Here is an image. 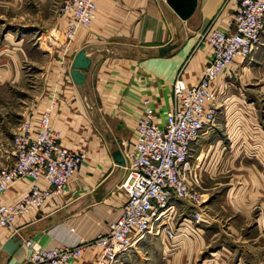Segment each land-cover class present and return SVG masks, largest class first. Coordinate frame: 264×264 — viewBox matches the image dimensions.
Wrapping results in <instances>:
<instances>
[{
	"label": "crops",
	"instance_id": "crops-1",
	"mask_svg": "<svg viewBox=\"0 0 264 264\" xmlns=\"http://www.w3.org/2000/svg\"><path fill=\"white\" fill-rule=\"evenodd\" d=\"M236 2L195 0L192 12L180 18L164 0H97L95 18L86 29L75 30L67 50L46 43L47 49L36 47L24 35L25 31L4 29L1 21L0 102H5L2 91L22 79L30 80L33 97L10 137L24 120L34 133L40 115L48 110L50 130L59 143L82 151L84 157L62 193L17 215L10 226H0V264H29V251L20 240L10 253L1 249L11 235L28 238L41 247L84 242L80 255L68 264H90L97 251L90 241L105 230L126 200L125 192L118 187L123 164L113 160L111 151L118 149L125 161V151L133 143V118L141 112L144 99L154 109V120L163 124L164 114L172 104L174 77L179 74L186 86L199 81L210 57L204 35L210 29H229ZM63 25L64 15L58 13L47 24L46 38L61 40ZM260 41L259 50L250 57L233 58L228 69L231 78L221 73L210 82L215 122L190 145L193 161L189 162L199 181L202 167L208 172L228 169L231 186L223 197L230 200L225 199L223 210L230 217L225 233L235 239L259 240L263 263L264 183L258 172H248L240 177L243 185L232 184V170L253 159L246 151L249 132H253L252 144L256 143L255 137L261 140L264 132L258 127L249 131L247 123L254 115L249 111L247 115L243 109L264 99V27ZM159 48H163L161 52ZM79 49L85 51L90 63L82 83L76 84L69 75V67ZM250 65L259 67L252 69V76L263 78L258 88L248 87ZM8 119L7 109L0 104V167L12 159L11 153H7ZM102 126L104 138L100 140L96 131ZM30 182L26 177L14 179L2 192L1 200H14ZM37 184L46 186L42 179ZM254 201L257 214L255 226L249 232L255 234L239 235L237 226L240 224L241 228L249 222ZM233 215L240 216L239 223ZM242 256L239 254L240 259ZM226 258L224 255L222 260Z\"/></svg>",
	"mask_w": 264,
	"mask_h": 264
},
{
	"label": "built area",
	"instance_id": "built-area-1",
	"mask_svg": "<svg viewBox=\"0 0 264 264\" xmlns=\"http://www.w3.org/2000/svg\"><path fill=\"white\" fill-rule=\"evenodd\" d=\"M97 0H63L59 13L64 15L62 39L50 37L47 45L69 49L76 29H86L96 14ZM229 29H210L204 41L210 57L199 81L186 86L177 74L171 83L172 104L164 114L163 124L154 120V109L142 101V110L133 119V143L125 151L123 177L118 185L126 200L118 215L108 221L103 232L91 241L97 251L90 264H114L119 255L144 234L159 229L172 237L173 230L162 220L171 199L192 206V217L199 218L202 194L194 189L195 172L189 164L190 145L199 133L215 122L214 94L210 82L219 74L232 77L229 65L235 56L247 57L261 44L264 27V0H237L228 21ZM53 102L50 103V107ZM12 159L0 167V196L18 177L31 180L17 198L3 202L0 197V226H10L17 215L27 213L62 193L67 181L78 170L84 157L80 150L62 146L49 125V111H44L33 133L27 120L21 121L11 136ZM42 179L45 187L37 184ZM20 242L29 253V264H68L80 255L84 242L41 247L28 238Z\"/></svg>",
	"mask_w": 264,
	"mask_h": 264
},
{
	"label": "rangeland",
	"instance_id": "rangeland-1",
	"mask_svg": "<svg viewBox=\"0 0 264 264\" xmlns=\"http://www.w3.org/2000/svg\"><path fill=\"white\" fill-rule=\"evenodd\" d=\"M62 2L63 0H0V23L3 21L1 25L4 29L25 31L24 35L29 37V42H32L36 47L47 49L45 30L49 21L59 13ZM259 47L252 53L259 50ZM252 69L258 70L259 67L250 65L247 72L248 87L258 88L257 86L263 81V78L253 77ZM31 86L30 80L22 79L14 86L7 87L1 94L5 102L2 101L0 104L7 109L9 114L7 123L9 131L7 153L9 155L12 151L10 133L33 98L30 92ZM247 105L250 106L243 108L244 113L249 111L254 115L247 123L249 131L256 127L264 131V99L260 98L254 104ZM104 130L105 128L102 126L96 131L100 140L104 138ZM249 133L246 151L247 155L253 159H250L246 163L247 165L238 166L232 170L234 172L232 184L235 187L243 185L240 177L248 172H258L262 183H264V132L261 133V140L255 137V144H252L253 132ZM188 160L192 163L191 153ZM190 167L193 168L191 164ZM229 176L230 172L225 167L220 171L211 170L210 172L206 167H202L200 181L196 176L195 183L197 192L202 194L203 198L199 218L192 217V206L171 199L169 201L171 208L163 214L161 219L172 228L173 236H167L161 229L158 232L151 231L149 234H144L141 240L131 245L120 258H117L118 260L114 264H264L260 259L259 240L235 239L225 233L230 216L224 212L223 206L225 207V199L230 200V198L223 196L231 186ZM255 202L257 201L253 202V209L249 213V222L244 227L239 228L240 224L237 226L239 235L253 230L252 228L255 226L254 218L257 214ZM233 216L239 223L240 216ZM248 234L254 236L255 231ZM239 254L244 256L240 259ZM224 255L227 256L226 261L222 260ZM233 256H237V259Z\"/></svg>",
	"mask_w": 264,
	"mask_h": 264
},
{
	"label": "water",
	"instance_id": "water-1",
	"mask_svg": "<svg viewBox=\"0 0 264 264\" xmlns=\"http://www.w3.org/2000/svg\"><path fill=\"white\" fill-rule=\"evenodd\" d=\"M172 10L180 17L186 18L193 10L195 6V0H164ZM163 48H159L158 51L161 52ZM90 63V59L86 57L85 51L79 49L70 64L69 75L72 81L76 84H81L84 78V73L87 70ZM111 156L115 162L118 164H123V157L118 149H113L111 151ZM19 238L16 235H11L7 241L1 246V249L10 253L13 248L18 244Z\"/></svg>",
	"mask_w": 264,
	"mask_h": 264
}]
</instances>
